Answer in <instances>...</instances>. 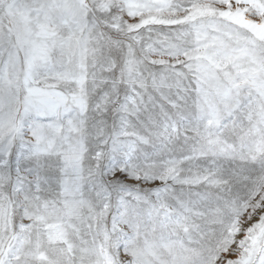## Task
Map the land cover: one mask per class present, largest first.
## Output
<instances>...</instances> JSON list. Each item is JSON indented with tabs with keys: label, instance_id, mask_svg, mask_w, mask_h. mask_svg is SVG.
<instances>
[{
	"label": "snow or ice",
	"instance_id": "1",
	"mask_svg": "<svg viewBox=\"0 0 264 264\" xmlns=\"http://www.w3.org/2000/svg\"><path fill=\"white\" fill-rule=\"evenodd\" d=\"M0 264H264V0H0Z\"/></svg>",
	"mask_w": 264,
	"mask_h": 264
}]
</instances>
